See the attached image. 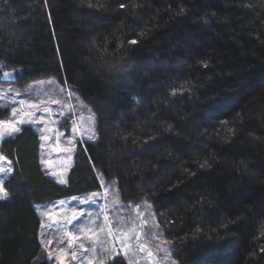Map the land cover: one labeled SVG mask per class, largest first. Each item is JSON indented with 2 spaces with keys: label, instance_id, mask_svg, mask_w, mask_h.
<instances>
[{
  "label": "trees",
  "instance_id": "16d2710c",
  "mask_svg": "<svg viewBox=\"0 0 264 264\" xmlns=\"http://www.w3.org/2000/svg\"><path fill=\"white\" fill-rule=\"evenodd\" d=\"M3 70L77 93L98 143L61 184L34 128L1 141L0 264H53L37 207L99 192L98 171L151 205L178 264H264V0H0Z\"/></svg>",
  "mask_w": 264,
  "mask_h": 264
},
{
  "label": "rangeland",
  "instance_id": "374dc122",
  "mask_svg": "<svg viewBox=\"0 0 264 264\" xmlns=\"http://www.w3.org/2000/svg\"><path fill=\"white\" fill-rule=\"evenodd\" d=\"M8 72L11 75L8 76L7 80H0V106L9 107L10 115L7 120L13 119L11 109L16 107L18 111H30L25 105H20V100L31 101L33 103L50 102L52 97L63 102L64 107H58L57 105L50 104V107L55 109L57 113H67L71 109L75 111L78 116L76 119V124L81 130L88 127V117L90 115L89 107L79 98L78 94L71 91L69 87L65 85H60L53 78L42 79L37 82H30L24 86H19L14 84V72L9 70H3L0 74V78L3 73ZM50 82V83H49ZM60 89H64L63 92ZM19 93V95H17ZM47 93V95H45ZM71 94L72 98H69ZM43 105L41 104V107ZM37 116L41 115L40 112L36 113ZM46 119L43 123H25L22 126H31L38 133L40 140V150H41V164L44 171L52 177L56 182L61 183L63 180L65 183L66 174L68 173L72 161L73 155L76 148V143L73 145H68L66 143V138L71 136L72 123H64L59 127V132L62 133L59 141V148L56 146L55 139L42 140L41 136H53V132L49 131L50 128H54L56 125L49 122L47 114H44ZM82 117V119L80 118ZM59 115L52 117V120L61 119ZM6 120V121H7ZM10 136H5L3 139ZM2 139V140H3ZM0 140V143L1 141ZM68 147H72L71 152L64 150ZM1 154V153H0ZM3 163L4 167H9L7 163ZM0 174V177L6 178ZM61 183V184H64ZM104 189L101 187L100 191L103 192ZM91 193L83 194L80 196H73L67 199L58 200L55 202L47 203L43 207H37L42 222L47 225L51 223L49 217L45 215L46 212L53 213L59 223L53 228H48L47 226L42 227V242L51 240V244L43 245V251L48 260H53V264H60V261L56 257L60 254L59 249L63 248L65 255L63 257L64 264H87L88 260L92 261V264H107L115 255H120L129 259L131 264H169L168 261H164V253L157 249L156 245L160 244L161 248H165V244H161L159 239H152L151 234L159 232L157 229V224L153 219L152 212L150 208L144 202L132 204V203H122L119 198L115 195L116 190L111 187L105 199H97V204H82L80 203L85 197H90ZM60 201H64L63 206H60ZM136 205H140L136 208ZM106 206L107 211L103 209ZM77 208L85 209L86 214L81 216L78 220L73 221L72 224L68 225L65 223L67 219L71 218L72 209ZM91 213V217L87 213ZM107 215L109 221H111L114 235L106 236L105 233H95V228L97 225L104 223L103 216ZM146 218V223L144 222ZM83 229V231H81ZM116 229H120L116 231ZM132 230V231H130ZM71 231L79 239L73 242V248H68V236L66 232ZM139 233L143 239L146 248L153 252L152 257H148L146 252H139L138 250L133 252L131 250L125 251L124 245L121 240L117 237H122L126 233L132 235V232ZM87 234V238H86ZM147 234V235H146ZM93 241H95V251H85V249H91L93 247ZM101 241H106L103 247H101ZM83 243L84 249L80 248V244ZM130 243L135 247L136 241L132 240ZM47 248V251L45 250ZM115 249V254L109 255L106 249ZM76 250V258H72V251ZM49 252H51L52 257L49 259ZM105 257H107L105 259Z\"/></svg>",
  "mask_w": 264,
  "mask_h": 264
},
{
  "label": "snow or ice",
  "instance_id": "6c2138e0",
  "mask_svg": "<svg viewBox=\"0 0 264 264\" xmlns=\"http://www.w3.org/2000/svg\"><path fill=\"white\" fill-rule=\"evenodd\" d=\"M121 7H124V5L122 4ZM131 43L135 44L136 41L133 40L131 41ZM4 77H8L11 74L8 72L3 73ZM50 83V82H49ZM61 92L64 91V89H60ZM176 94V91L173 90V95ZM17 95H19V93H17ZM47 95V93L45 94ZM69 98L71 97V94H69ZM27 103V107L30 111H18V109L16 107H13L11 109L12 111V115H13V119L11 120H7V121H0V140H2L6 135L7 136H12L14 134H17L21 131V127L20 125L25 124V123H43L46 119L44 114H47V118L49 120V122L55 124L56 126L54 128H50L49 131L53 132V136L49 137V136H41L42 140H48V139H55L56 141V146L57 148H59V141H60V136L62 135V133L59 132V127H61L64 123L67 122H71L72 123V129H71V136L66 138V143L68 145H73L74 142L75 143H88V144H95L98 143V137L96 135V131H95V127L97 125V119L95 116V113L91 111V109H89L90 115L88 117V127L81 130L80 128H78L77 124H76V119L78 114L75 111H72L71 109L69 110V112L67 113H57L55 111V109H53L52 107H50V104L53 105H57L58 107H64V104L62 101L57 100L55 97H52L50 102H43L41 101L40 103H33L31 101H25V100H20L19 104L20 105H25ZM41 104L43 105L41 107ZM40 112L41 115L37 116L36 113ZM60 116L62 117L61 119H57V120H52V117H56V116ZM82 119V117H80ZM64 150H67L69 152H71L73 150L72 147H68ZM0 162H4L7 163L9 165V167H4L3 163H0V174H4L5 176L10 175L12 173V168H11V161L7 159L6 156H4L3 154H0ZM203 167V165H202ZM97 178L101 181L100 186L104 189L103 192L101 193H97V192H93L91 193L90 197H85L83 200L80 201V203L82 204H97V199H105L109 189L113 186L114 182L112 183H108L104 181V173L103 172H99L97 174ZM61 183H64L63 180L60 181ZM115 195L117 197H119L120 193L117 192L115 193ZM8 197V193L5 189V179L0 177V201L5 200ZM64 204V201H60V206L62 207ZM149 208L151 207V205H147ZM140 205H136V208H139ZM105 212L107 211L106 206L103 209ZM72 215L70 219H67L65 221L66 224L70 225L73 223V221L78 220L81 216H84L86 214V210L85 209H79L77 210V208H73L72 210ZM45 215H47L49 217V220L51 221V223L45 225L43 222L41 224L42 227L47 226L48 228H53L55 225H57V223H59V221L57 220L56 216L51 213V212H46ZM87 215L89 217H91V213H87ZM154 215V214H153ZM103 220L104 223H101L99 225L96 226L95 228V233H105L106 236H113L114 235V230L111 224V221H109V217L107 215L103 216ZM144 222L146 223V218L144 220ZM120 229H116V231H119ZM81 231H83V229H81ZM132 231V230H130ZM66 235L68 236V248L72 249L73 248V242L77 239H79V237L75 236L71 231L66 232ZM147 235V234H146ZM262 235H264V233H262ZM152 239H159L161 241V244H168L171 245V241H168L166 239H162L163 234L160 232H156V233H152L151 234ZM86 238H87V234H86ZM121 240V243L124 245L125 251L131 250L133 252L135 251H139V252H146L148 257H152L153 256V252L151 250H149L148 248H146L145 243L143 241V239L141 238L139 233L136 232H132V235H128L127 233L122 236V237H117ZM135 240L136 241V245L135 247H133V245L130 243V241ZM45 244H51L52 241H46V242H42ZM104 243H106V241H101V247H103ZM157 249H159L160 251H162L164 253L163 255V260L164 261H168L169 264H178V261L175 260L172 257V253L174 252V248L172 247H165V248H161L160 244L156 245ZM80 248L84 249V245L83 243L80 244ZM47 251V248L45 249ZM95 251V241H93V247L91 249H85V251ZM105 251L108 252L109 255H113L115 254V249H106ZM59 255L56 257L57 260L60 261V264H64V260L63 257L65 255L64 249L61 248L59 249ZM72 258L75 259L76 258V250L73 249L72 253ZM52 254L51 252H49V259H51ZM107 257H105L106 259ZM87 264H92L91 260H88ZM101 264H103V260L101 261ZM113 264H119V261L116 260L113 262ZM155 264V262H154Z\"/></svg>",
  "mask_w": 264,
  "mask_h": 264
},
{
  "label": "water",
  "instance_id": "95a60500",
  "mask_svg": "<svg viewBox=\"0 0 264 264\" xmlns=\"http://www.w3.org/2000/svg\"><path fill=\"white\" fill-rule=\"evenodd\" d=\"M8 77H4V75L1 76L0 80L3 81V80H7Z\"/></svg>",
  "mask_w": 264,
  "mask_h": 264
}]
</instances>
